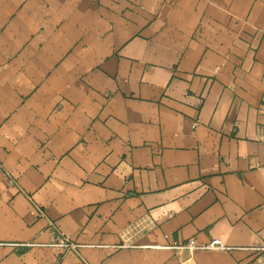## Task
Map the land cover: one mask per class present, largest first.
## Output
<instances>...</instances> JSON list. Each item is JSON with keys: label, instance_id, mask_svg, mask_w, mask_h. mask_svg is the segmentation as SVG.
<instances>
[{"label": "crops", "instance_id": "crops-1", "mask_svg": "<svg viewBox=\"0 0 264 264\" xmlns=\"http://www.w3.org/2000/svg\"><path fill=\"white\" fill-rule=\"evenodd\" d=\"M263 166L264 0H0V264H264Z\"/></svg>", "mask_w": 264, "mask_h": 264}, {"label": "built area", "instance_id": "built-area-1", "mask_svg": "<svg viewBox=\"0 0 264 264\" xmlns=\"http://www.w3.org/2000/svg\"><path fill=\"white\" fill-rule=\"evenodd\" d=\"M263 172H264V166L262 167ZM38 209V211L43 214L44 211L41 208L40 205L36 204L35 205ZM12 245H30L31 243H9ZM57 245L62 246V247H66V248H77L78 244L75 242H72L68 237H65L63 239H61ZM170 247L174 248V249H188L192 252L194 251H198V250H205V249H234L236 247L234 246H230L225 244L220 238H214L211 241L205 242V243H201L199 242L196 238L192 237L186 241L183 242H177V243H173V245H171ZM246 249H250L253 250L255 252H257L259 254V257H264V241L260 244L257 245H253L250 247H244ZM181 264H194V261L192 258H188L184 261L181 262Z\"/></svg>", "mask_w": 264, "mask_h": 264}]
</instances>
